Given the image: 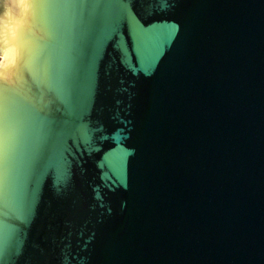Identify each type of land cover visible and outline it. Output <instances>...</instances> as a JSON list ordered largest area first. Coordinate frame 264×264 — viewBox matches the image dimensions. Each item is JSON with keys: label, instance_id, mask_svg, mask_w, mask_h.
Listing matches in <instances>:
<instances>
[{"label": "water", "instance_id": "1", "mask_svg": "<svg viewBox=\"0 0 264 264\" xmlns=\"http://www.w3.org/2000/svg\"><path fill=\"white\" fill-rule=\"evenodd\" d=\"M0 0V264H264V0Z\"/></svg>", "mask_w": 264, "mask_h": 264}, {"label": "clouds", "instance_id": "2", "mask_svg": "<svg viewBox=\"0 0 264 264\" xmlns=\"http://www.w3.org/2000/svg\"><path fill=\"white\" fill-rule=\"evenodd\" d=\"M6 7L4 17H22L24 11V0H5ZM3 18H0L2 22Z\"/></svg>", "mask_w": 264, "mask_h": 264}]
</instances>
